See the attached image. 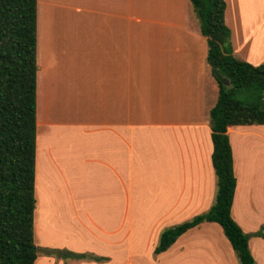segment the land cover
<instances>
[{"label": "crops", "instance_id": "obj_1", "mask_svg": "<svg viewBox=\"0 0 264 264\" xmlns=\"http://www.w3.org/2000/svg\"><path fill=\"white\" fill-rule=\"evenodd\" d=\"M225 1L233 54L261 65L264 0ZM207 56L190 0H38L39 251L86 254L78 264H239L212 222L154 253L165 229L216 201L210 112L219 86ZM228 136L231 214L253 233L264 225V125L230 126ZM249 248L264 264V239L251 237Z\"/></svg>", "mask_w": 264, "mask_h": 264}, {"label": "trees", "instance_id": "obj_2", "mask_svg": "<svg viewBox=\"0 0 264 264\" xmlns=\"http://www.w3.org/2000/svg\"><path fill=\"white\" fill-rule=\"evenodd\" d=\"M190 1L208 40L207 61L219 86L218 101L210 112L217 194L208 212L165 229L154 253L167 251L190 229L212 222L223 229L239 264H256L249 241L251 237L264 239V225L246 233L232 217L237 178L228 128L264 125V106L236 98L238 89L264 92V63L255 66L233 54L225 0ZM37 22L38 0H0V264H35L39 257L34 240ZM53 252L64 261L87 258L66 249ZM91 260L108 259L91 256Z\"/></svg>", "mask_w": 264, "mask_h": 264}, {"label": "rangeland", "instance_id": "obj_3", "mask_svg": "<svg viewBox=\"0 0 264 264\" xmlns=\"http://www.w3.org/2000/svg\"><path fill=\"white\" fill-rule=\"evenodd\" d=\"M236 98L245 101V102H253V103H258L262 106H264V92L263 91H254L252 89L248 88H243V89H238L236 90ZM44 215H41V226L43 227L45 233L47 234V231L45 229V224H43L42 220L45 219L43 218ZM66 222H64L65 224ZM63 230V223L59 225L58 230H57V235H62L61 231ZM48 235V234H47ZM49 237V236H47ZM47 250V251H46ZM236 253V252H235ZM39 254L41 258H46L49 264H78L79 262L77 261H72V260H61L57 258L53 252V249H44L40 250ZM46 254H51L52 256H46ZM237 255V254H236ZM36 264H46L44 262L38 261Z\"/></svg>", "mask_w": 264, "mask_h": 264}, {"label": "water", "instance_id": "obj_4", "mask_svg": "<svg viewBox=\"0 0 264 264\" xmlns=\"http://www.w3.org/2000/svg\"><path fill=\"white\" fill-rule=\"evenodd\" d=\"M222 81L226 84L229 85V80L227 78H222Z\"/></svg>", "mask_w": 264, "mask_h": 264}]
</instances>
